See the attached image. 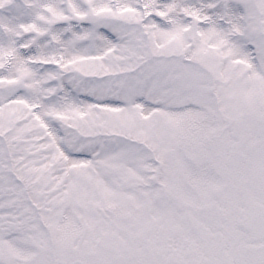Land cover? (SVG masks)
Listing matches in <instances>:
<instances>
[{
  "label": "snow or ice",
  "instance_id": "1",
  "mask_svg": "<svg viewBox=\"0 0 264 264\" xmlns=\"http://www.w3.org/2000/svg\"><path fill=\"white\" fill-rule=\"evenodd\" d=\"M0 264H264V0H0Z\"/></svg>",
  "mask_w": 264,
  "mask_h": 264
}]
</instances>
